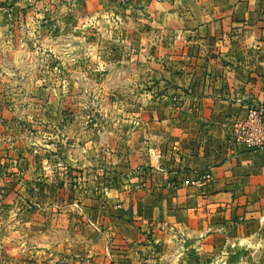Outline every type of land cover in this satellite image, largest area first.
Returning a JSON list of instances; mask_svg holds the SVG:
<instances>
[{"label":"rangeland","instance_id":"374dc122","mask_svg":"<svg viewBox=\"0 0 264 264\" xmlns=\"http://www.w3.org/2000/svg\"><path fill=\"white\" fill-rule=\"evenodd\" d=\"M51 4L0 0V264H18L29 227L58 218L107 226L111 208L123 211L114 189L136 186L130 173L146 168L140 145L171 137L179 112H190L185 98L208 95L217 83L199 73L193 89L170 84L154 66L171 63L158 51L164 35L148 24L131 29L126 6ZM258 42L242 46L245 59H214L227 63L228 75L251 80L238 64H254ZM143 239L132 247L135 264H201L184 243ZM257 259L264 264V252Z\"/></svg>","mask_w":264,"mask_h":264},{"label":"crops","instance_id":"0c3cea01","mask_svg":"<svg viewBox=\"0 0 264 264\" xmlns=\"http://www.w3.org/2000/svg\"><path fill=\"white\" fill-rule=\"evenodd\" d=\"M45 1L99 12L117 7L110 0ZM120 9L135 32L148 24L164 35L158 51L171 63L165 59L154 68L167 72L170 84L193 89L197 75L207 73L216 87L185 98L190 112H179L180 126L168 129L171 137L163 133V141L140 145L146 168L130 173L136 186L114 189L123 211L111 208L107 226L58 218L42 229L29 227L28 240L16 248L18 264H135L132 247L149 234L160 247L186 244L201 264H257L264 252V150L233 145L228 129L247 105L264 103V0H131ZM253 40L259 41L254 64H238L251 80L228 75L227 63L214 59H245L242 46ZM194 173L211 174L205 189L191 186Z\"/></svg>","mask_w":264,"mask_h":264},{"label":"built area","instance_id":"2783aa9c","mask_svg":"<svg viewBox=\"0 0 264 264\" xmlns=\"http://www.w3.org/2000/svg\"><path fill=\"white\" fill-rule=\"evenodd\" d=\"M111 3L125 7L131 0H110ZM157 1V0H155ZM228 135L233 145L247 152L264 150V103H253L246 106L244 116L235 120L228 129ZM210 173H196L192 185L203 190L211 182Z\"/></svg>","mask_w":264,"mask_h":264}]
</instances>
